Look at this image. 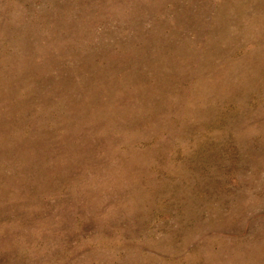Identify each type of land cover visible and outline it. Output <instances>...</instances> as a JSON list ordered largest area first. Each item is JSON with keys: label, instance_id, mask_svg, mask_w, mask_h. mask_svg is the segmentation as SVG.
Here are the masks:
<instances>
[{"label": "rangeland", "instance_id": "obj_1", "mask_svg": "<svg viewBox=\"0 0 264 264\" xmlns=\"http://www.w3.org/2000/svg\"><path fill=\"white\" fill-rule=\"evenodd\" d=\"M0 264H264V0H0Z\"/></svg>", "mask_w": 264, "mask_h": 264}]
</instances>
